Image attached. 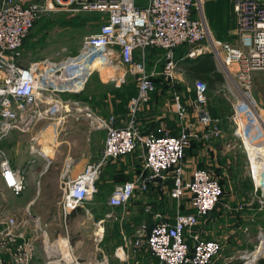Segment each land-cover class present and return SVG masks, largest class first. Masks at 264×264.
Masks as SVG:
<instances>
[{"label":"built area","instance_id":"built-area-1","mask_svg":"<svg viewBox=\"0 0 264 264\" xmlns=\"http://www.w3.org/2000/svg\"><path fill=\"white\" fill-rule=\"evenodd\" d=\"M64 10L96 12L103 16V21L95 33L85 37L76 55L23 65L24 42L36 22L45 14ZM234 11L237 45L212 35L196 0H149L143 7L135 0H0V142L12 131L26 133L41 122H57L64 110L70 111L65 109L68 105L60 95L83 91L97 68L101 72L106 69L108 79L119 84H126L129 75L135 76L138 92L129 101L126 118L97 113L89 106L81 109L95 129L105 131L104 146L97 161L88 163L74 177L67 172L64 175L63 212L68 216L97 194V179L109 160L142 151L140 156L148 174L118 184L108 199L109 206H126L137 193L149 191L150 179L160 177L162 182L172 178L171 196L179 205L188 197L191 211L178 208L174 219L166 217L154 225L142 223L130 244L133 250H147L156 258V264H214L222 250L221 242L204 238L194 229L221 201L223 187L205 168L195 167L186 176V148L189 138L196 135L189 132L187 107L176 94L178 134L165 126L144 133L138 118L141 105L156 89L148 70L149 50L157 48L167 52L165 72L174 78L175 49L188 45L187 55L191 58L206 52L213 54L233 83L237 94L233 118L240 131L238 109L253 107L256 111L252 76L264 70V0H234ZM194 103L198 107L199 124L207 133L219 135L222 120L206 109L208 88L203 80L195 82ZM118 121L122 124L118 125ZM0 153L4 156L1 147ZM1 178L14 195L22 194L26 188L25 175L5 156L1 161ZM259 202H264V194ZM145 211L152 213V207L147 206ZM161 216L154 214L156 219ZM27 223L26 218L19 221L16 217L5 221L0 231V264H33L39 230L48 264H83L69 238L51 242L40 222L29 236ZM189 238L194 242L192 254ZM262 244L263 237H260L258 255Z\"/></svg>","mask_w":264,"mask_h":264},{"label":"rangeland","instance_id":"rangeland-1","mask_svg":"<svg viewBox=\"0 0 264 264\" xmlns=\"http://www.w3.org/2000/svg\"><path fill=\"white\" fill-rule=\"evenodd\" d=\"M219 1L197 0L196 2L206 17L208 11ZM232 4V0H221V5L224 8L223 17H220V23L215 29H213L214 27L211 28V31L216 39L237 45L239 43L236 33L237 17ZM102 21L103 16L96 12L73 13L64 10L43 15L26 39L23 47L22 64L28 66L33 62L45 59L59 61L68 56L76 55L80 51L85 37L95 33ZM186 48H180L179 54L174 52L176 63L174 78H169L165 72L167 52L161 49L151 52L148 70L152 74V79L162 78V80H168V83L172 85L170 94H173L174 100L170 101L167 91H163V81L155 83L153 80L156 86L154 94L157 95V100L153 102L158 103H156V108H162L167 103L165 107L174 104L176 109L175 97L176 94H179L181 103L188 110L187 125L189 132L197 135L196 132L201 130L203 126L196 122L198 113V107L194 103L196 80L187 76L182 71V66L179 65L182 59H179L178 55L180 57L185 55ZM218 68L225 75V82L212 90L207 85L208 104L206 109L221 118V133L217 136L207 133L204 136L203 145L201 143L197 152L190 154L188 151L187 155L188 157L189 154L190 157H195L197 165L204 163V167L209 170L213 177L223 181L222 199L244 202L242 206L238 203V206L233 208V212L237 210L240 213V211L246 210L248 199L252 201L256 198V194L259 195L260 199L261 190L259 191L256 186L252 167L254 160L249 155V147L239 132L238 123L233 118L236 113L234 107L237 95L236 88L228 79L225 71L221 67ZM105 71L106 69L102 72L99 68L95 69L84 90L80 93L60 95L65 105H68L65 109L69 108L68 110H70H64L58 116L57 122L60 123H57L56 120L42 122L26 133L12 131L0 142L4 156L25 175L26 186L27 184L29 186L27 190L24 189L20 196L11 194L1 181V161L4 156L0 153V231L5 227V221L8 217H16L19 221L26 218L28 220L27 235L31 236L32 229L40 222L41 229L43 227L48 231L51 242H55L61 237L69 238L75 255L83 264H146L145 261L141 260V257L150 253L145 249L134 251L130 245L135 238L138 227L145 222L144 219L139 214L132 212L130 209L131 202L126 206L117 208L110 207L107 203L118 184L117 182L127 180V176L115 174L111 177L107 173L105 174L102 169L97 179V194L85 202L83 207L75 210L78 215L71 213L66 216L62 208L64 175L66 172L67 175L71 173L70 169H73L75 162L86 164L93 161V159L89 160L84 157L97 151L100 152L101 143L105 140V131L95 129L90 121L83 116L81 109L89 106L97 113L121 114L126 117L128 107L122 110L124 99L120 95L125 91L126 86L138 90V82L135 76L129 75L126 84H119L108 79V73ZM251 92L256 101L255 109L264 119V70L253 74ZM154 94H150L141 105V109L146 103L151 102ZM173 117L176 124L178 121L176 114H173ZM247 125L253 144L256 146L264 145V125L259 123L255 117ZM143 129L141 127L142 131ZM172 129L177 133L176 127H172ZM141 152L132 153L134 162L139 165H143ZM32 161L35 162L30 164ZM32 168L40 171L46 170L44 177H39V181L42 180L40 183L39 181H35L34 184L31 183L28 172ZM45 182L47 183L45 184ZM165 185V199L160 197L157 189L153 190V194H140L138 196L141 200L144 198L143 200L147 204H151L155 213L165 208L164 213L169 214L171 217L168 218L172 219L176 202L170 194V184ZM33 192L38 196L36 204L32 207L31 205H22L20 201H25V198ZM259 205L264 209V202H259ZM33 208L42 211L43 217L37 214L33 215ZM262 225L264 226V224ZM38 234L40 236L36 241L37 254L33 264H48L49 259L42 242L41 230L38 231ZM250 253H240L242 255H239V260L242 261V264L251 260L252 257L249 259ZM261 256L258 255L259 258H262ZM258 260L250 261V264H258ZM153 262L151 261L152 264Z\"/></svg>","mask_w":264,"mask_h":264},{"label":"crops","instance_id":"crops-1","mask_svg":"<svg viewBox=\"0 0 264 264\" xmlns=\"http://www.w3.org/2000/svg\"><path fill=\"white\" fill-rule=\"evenodd\" d=\"M148 1L149 0H135L136 4L138 6H141V7L146 6ZM232 3H233L232 4L233 9H234V0H232ZM216 9H217V11H216ZM223 9L224 8L222 7L221 0H220L217 4L214 5V7H212L211 10L208 11V15H206V20H207V24H208L210 31L212 28V25H211L212 22L216 21V16L220 15L223 17ZM193 15H196V13L194 12ZM236 27H237V23H236ZM211 33H212V31H211ZM184 47H187L185 50V52H186L185 55H187V52L189 50L188 45H181V46L177 47L175 49V52H178V54H179V52H180L179 49L180 48L184 49ZM155 50H157V48H155ZM161 50H164V49H161ZM152 51H153L152 49L149 50L148 67H149V62H150V54ZM178 56H179V59L185 57L184 55L182 57H180V55H178ZM215 60H216V58H215ZM165 63H166V60H165ZM216 63H217L218 67H221L219 65V63L217 62V60H216ZM166 104L164 106H162V108L160 107L161 109L156 108V103H152L149 105L147 104L145 108H144V106H145L144 105L141 109L142 112H139V119H140L139 123L141 125L140 127H142V128L150 127V125L156 121V123H158L157 127L165 126V127L172 129V126L175 125V121H174L175 118L173 117V114H176V116H177V113H176L175 106H173L174 104H172L169 107H165V106H167ZM143 108H144V110H143ZM104 115H110V114L108 113V114H104ZM116 116L119 119L126 118V117L122 116L121 114L120 115L118 114ZM196 122L199 124L198 117H197ZM121 124H122L121 121H118V125H121ZM198 131H203L204 136L207 135V132L204 129V127ZM242 135H243V138H244L246 144L248 145L249 140H247V137L244 134H242ZM101 144H102V146L100 147L101 148L100 152L97 151L94 154H88L84 157V158L87 157L89 160L93 159V161H89L86 164H84V162H81L79 164L75 162V164L73 165V169L72 168L70 169L71 173L69 174V176H72V177L76 176L79 172H81L85 168V166L88 163L95 162L97 159H99L101 152L103 150L104 140L102 141ZM248 147H249V145H248ZM248 149H249L251 155L255 156V158H254L255 162H257V163L260 162V166H261V161H259L260 159L257 157V155H259V157L261 155V154H259V151L256 150L255 148H252V150H250V148H248ZM34 162L35 161L30 162V164H32ZM195 167H199L197 165L196 158L190 157V155L188 157V155H187V157H186V176L187 177H189V175L191 174V171ZM17 170H19V169H17ZM103 170H104L105 174L107 173V175H109L111 177L115 174H119L120 176H123L122 174H124V176L129 177L127 179H134L135 177L139 176L140 174H145V173L147 174V172H148V171L144 170L143 165H139V164L134 162L132 153L129 155H126L122 158L113 160ZM261 170H262V168H260V170L258 172L260 174L261 179L264 181V175L263 174L261 175V173H260ZM28 173L30 176L31 183L34 184L35 181H39V177H44V175L46 174V170L40 171L39 169L36 170V169L32 168V170L29 171ZM1 181H2V178H1ZM41 181L42 180H40L39 183ZM46 183L47 182H45V184ZM117 183L121 184L122 181H118ZM161 185L163 186V188H160V187L155 186V185H152V186L150 185L148 192L137 193L136 196L134 197V199L131 201V208L130 209L132 210V212L135 214H139L144 219V221L149 223V224H151L153 221H155L157 223L158 220H159L158 222H160L163 219H166V217H171V216H169V214H167V213L165 214L164 213L165 208H163V210H160V212L156 211V213H160L162 216L157 217V219H155L154 214H156V213L153 211V209H152V213H147L145 211V208L147 206H151V204L150 205L147 204V202L145 200H143L144 198L141 200V198H139L138 195H140V194H153V190H156V189L158 191L160 189L159 193L161 195H163L164 193H166V185L164 184V182H162ZM28 187L29 186L27 184L25 189L27 190ZM9 191L11 192V194H13V192L10 189H9ZM259 194H261V193H259ZM20 195H22V194H20ZM161 198L165 199L164 196H162ZM256 198H254L252 201H250V199H248L246 210L244 212L240 211V213H238L237 210L235 212H233L234 211L233 208L235 209V207L238 206V203H240V206H242L244 204V202H236L233 199H228V200L221 199V201H220L221 205L218 206L217 208H215L213 211H211L208 215L202 217L200 224L195 227L194 231L199 233L202 237L207 238V239H215V240H218L221 242L222 250H221V253L215 258L214 264H233L237 260L241 261V260H239V258H240L239 255H242L240 253H247V254L250 252L255 253L256 248L259 246L260 237H263V244H262L263 248L262 249L264 250V226L262 225V224H264V214H263L264 209H262L261 206L259 205V200H258L259 195L258 194H256ZM37 199H38L37 194L35 192H33L31 195H29L25 198V201L22 200V201H20V203L24 206L31 205V207H32L36 204ZM188 200H189L188 197H184L180 202V204L183 203L185 205V209H186L185 212L187 211V209L188 210L190 209L189 205H188L189 204ZM175 202H176V207H175V211L173 212V215H172L174 217H175L176 212L180 206L179 202L176 199H175ZM107 203H108V201H107ZM228 208H231V210H228ZM74 212L75 211L72 212L74 215H78L77 212H75V213ZM231 213H236V214H231ZM35 214L40 215L42 217L44 215V213L42 211L40 212L38 209L36 210L33 208V215H35ZM174 217L172 219H174ZM100 231H101V229H100ZM190 241H192L191 238H189L188 242H190ZM262 251L259 253L260 255H262L261 256L262 258H259L257 256L256 259H254L255 261H257L258 259H264L263 258L264 257V251L263 252ZM252 253H250V255H249L250 257H252V255H253ZM141 260L143 262L145 261L146 264H152L151 261H154L153 264H156V261H157L156 258L153 255L151 256L150 254H148V255L144 254V256L141 257ZM250 261H252V260H250ZM250 261H248L246 264H248Z\"/></svg>","mask_w":264,"mask_h":264},{"label":"trees","instance_id":"trees-1","mask_svg":"<svg viewBox=\"0 0 264 264\" xmlns=\"http://www.w3.org/2000/svg\"><path fill=\"white\" fill-rule=\"evenodd\" d=\"M220 15H217L216 16V21L212 22V28L215 29L216 26L220 23ZM38 22V21H37ZM36 22V23H37ZM36 26V24L34 25V27ZM34 27L32 28V30L34 29ZM31 30V32H32ZM30 32V33H31ZM30 35V34H29ZM28 35V36H29ZM27 39V38H26ZM26 42V40H25ZM24 42V44H25ZM152 50H155V49H152ZM185 57L184 58H181L182 60H180V66H182V71L187 75L189 76L192 80H203L206 82V84L208 85L209 89L212 90L213 88H215L217 85H220V84H223L225 82V75L222 73V71L218 68L217 66V63H216V60L214 58V55L209 53V52H206V53H202L194 58H191L189 57L188 55H184ZM156 82H159V81H163V91H167L166 93L168 94V97H169V100H174V98L172 97L173 94H170L172 92V85H170V83H168L169 81L168 80H162V78H157V79H153ZM195 81V82H196ZM138 92L137 89L131 87V86H126L125 88V91L122 92V96L123 99H124V102H123V109L122 110H125L127 109L128 107V104H129V101L130 99L136 95ZM155 93V91L153 92V94ZM194 97H195V94H194ZM157 95H153L152 97V100L151 102H153L154 100L156 101L157 99ZM147 103L148 105L149 104H152V103ZM158 102H160V100H158ZM155 103V102H153ZM157 103V102H156ZM146 104V105H147ZM146 105L144 106V108L146 107ZM157 107V106H156ZM143 108V110H144ZM140 112H142V110H140ZM139 122H140V119L138 118ZM158 123H156V121L150 125V127H145L143 129V132L144 133H148V132H151V131H155L158 127ZM172 127H176L177 129V133L174 132L173 130V133L174 134H178L179 130H180V124H179V120L177 121V123L175 125H173ZM205 129V128H204ZM206 130V129H205ZM207 132V131H206ZM197 135L196 136H191L189 138V144L186 148V157H187V154H188V151H190V154H194L195 152H197V150L199 149V147H201V143L203 145V139H204V132L203 131H198L196 132ZM136 152V151H135ZM189 154V155H190ZM129 155V154H128ZM124 157V156H123ZM122 158V157H121ZM112 160H109V162L104 166V168L110 163L112 162ZM204 163H199L198 166L201 167V168H205ZM103 168V169H104ZM141 168V167H140ZM207 169V168H205ZM141 170V169H140ZM144 175H147L146 173ZM128 177V176H127ZM129 178V177H128ZM217 179V178H216ZM127 180H130V179H127ZM126 181V180H125ZM172 178L168 179L167 181L164 182V184H170L171 188L173 186V182H172ZM124 182V181H123ZM220 184L222 185L223 181H220ZM149 185H155V186H158L160 188H163V186L158 183V182H155L153 181V179H150L149 180ZM223 186V185H222ZM160 191V189H159ZM164 196L160 194V197ZM223 197V195H222ZM221 197V199H222ZM163 199V198H162ZM180 210L185 212V205L183 203L180 204L179 206ZM187 211H191V209H187ZM156 219V218H155ZM156 224L155 221H153L150 225H154ZM189 240V239H188ZM190 244V254H192L193 252V240L189 242ZM258 263L259 264H264V259H259L258 260ZM233 264H242L241 261H235Z\"/></svg>","mask_w":264,"mask_h":264},{"label":"bare ground","instance_id":"bare-ground-1","mask_svg":"<svg viewBox=\"0 0 264 264\" xmlns=\"http://www.w3.org/2000/svg\"><path fill=\"white\" fill-rule=\"evenodd\" d=\"M238 111H239V116L241 117V119H240V131L239 132H241L242 134H244L247 137V140H249L248 141V145H249L250 150H252V148H255L256 150L259 151V154H261L260 157H259V155H257V157L260 159L259 161H261V166H260V162H258L259 164L257 162H255V160H254L255 156L254 155H251V153H249V155H251L252 158H253V160H254L252 162L253 175L255 177V180H256L258 189L261 190V194H264V181L261 179L260 174L258 172L260 170V168H262V170L260 171V173H261V175L262 174L264 175V145H262V146H256V145L253 144V142L251 140V137H250V134H249L250 132H249V129H248V125H247L252 120V118H254V117L259 120V123H261L262 125H264V119L261 118L262 116H260L259 113L256 112L253 109V107H249V109H246V110L239 108ZM65 243L69 245V243L67 241ZM64 245L62 244V246H64ZM262 248H263V245H262ZM252 254H253L252 255V258L251 257L250 258H251V260L252 259L254 260V258L258 256V253L255 252V253H252ZM121 256H124V255L121 254ZM247 262L248 261H246L244 264H246ZM248 264H250V262Z\"/></svg>","mask_w":264,"mask_h":264},{"label":"water","instance_id":"water-1","mask_svg":"<svg viewBox=\"0 0 264 264\" xmlns=\"http://www.w3.org/2000/svg\"><path fill=\"white\" fill-rule=\"evenodd\" d=\"M153 181H155V182H158V183H162V179L160 178V177H156L155 179H153ZM221 205V202L219 201L217 204H216V206H215V208H217L218 206H220ZM159 221V220H158ZM157 221V222H158ZM254 259H256V257L254 258Z\"/></svg>","mask_w":264,"mask_h":264}]
</instances>
